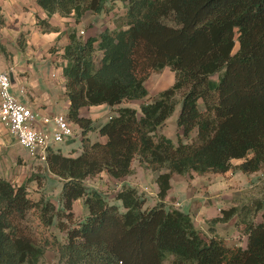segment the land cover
<instances>
[{"label": "trees", "instance_id": "obj_1", "mask_svg": "<svg viewBox=\"0 0 264 264\" xmlns=\"http://www.w3.org/2000/svg\"><path fill=\"white\" fill-rule=\"evenodd\" d=\"M36 2L48 17H73L76 24L87 14L110 15L120 2L124 12L96 35L77 27L66 32L67 115L82 130V150L77 156L55 146L47 151L49 172L63 181L59 207L43 194L32 198L28 183L0 176V264H41L48 252L58 264H264V197L223 208L211 221L238 218L245 246L206 238L191 213L166 202L174 174L264 167V0ZM3 23L0 6V29ZM38 24L55 29L48 20ZM165 69L175 82L148 100L149 76ZM125 101L142 102L134 108L122 106ZM179 103L178 129L183 136L196 131L191 142L160 132ZM102 104L117 109L99 126L80 113ZM94 130L105 140L91 142ZM136 158L159 172L154 205L127 183L111 194L87 183L101 173L126 178ZM78 200L86 214L76 211ZM37 210L60 237L33 239L28 221Z\"/></svg>", "mask_w": 264, "mask_h": 264}, {"label": "crops", "instance_id": "obj_2", "mask_svg": "<svg viewBox=\"0 0 264 264\" xmlns=\"http://www.w3.org/2000/svg\"><path fill=\"white\" fill-rule=\"evenodd\" d=\"M0 6L4 21L0 29V41L5 48V50H0V68L13 72L16 86L12 88V92L17 95L20 100L26 101L34 111H39L43 115L53 116L57 113L67 114L69 101L66 95V79L62 73L63 58L61 57L63 47L68 43V35L66 32L70 27H77L80 33L84 31V36L96 35L105 26H110L109 22H107L108 20L105 19V17L109 18L110 16H107L105 12H103L105 17L103 13L96 15L87 14L80 24H76L73 17H62L58 14L48 17L47 13L37 4L36 0H0ZM39 19L48 20L55 29L44 32L43 26L38 24ZM101 19L105 20L100 23L99 21ZM59 36L57 49H51ZM22 87H25L26 96L20 93ZM93 107L94 106L81 108V115L92 118L90 112H92L91 109ZM110 108L115 110L117 106H110ZM113 115L114 113L111 111L108 119ZM108 119L102 123L107 122ZM99 125L100 124L96 123V126ZM96 132L98 138L94 141L105 140L103 137L101 138L99 136L97 130ZM86 143L89 142L87 141ZM55 148H59L62 151V147H59V144L55 145ZM81 150L82 148H80V152ZM40 161L39 159L30 157L28 152L10 135L8 129L3 124H0V176L12 182H20L19 184H21L24 182L23 176L29 173L34 165L38 164ZM43 163L46 165L45 162ZM133 169V173L122 180H116L105 173H101L100 175L88 179V181L91 180L93 184L92 187L111 194L115 192V189L109 190L108 186L110 184L115 183L117 185L116 191L126 183L131 186H136L134 183V176L137 175L142 182V186L148 185L146 182L152 179L155 193H158L156 178L159 172L146 170L140 165H137V167L133 165ZM230 171L215 174H226V176H229V173L232 174L234 172H232V170ZM209 174L211 173L203 175L208 176ZM176 175L177 174H174L172 176V187L166 198V202L169 203V198L173 196L180 199L181 201L178 200V202H182V204L183 195L186 196V200L194 199L198 194V190L192 185H189L184 191L179 189V193L181 192L182 194H174V185L187 181L186 178L180 177L182 175H177L179 178H177ZM196 176L200 175L195 174V177ZM217 176L219 177L222 175ZM92 179L96 181H100L101 179V182L103 181L105 186H98L99 183L94 184ZM193 181L194 178L192 179V182ZM213 184L214 181L211 180L209 184L204 183L203 187L208 188ZM154 195L157 202V194ZM206 200H209L208 204H206ZM234 200L235 199L231 200L232 203L230 206L237 205ZM77 207H79L80 211L77 210ZM75 209L79 214H86L82 202L79 200L75 202ZM220 210L216 207L213 197H208L206 195V198L201 202L194 201L191 214L193 216V213H199L202 217L209 220L210 218L213 219L220 215V213L218 214Z\"/></svg>", "mask_w": 264, "mask_h": 264}, {"label": "rangeland", "instance_id": "obj_3", "mask_svg": "<svg viewBox=\"0 0 264 264\" xmlns=\"http://www.w3.org/2000/svg\"><path fill=\"white\" fill-rule=\"evenodd\" d=\"M118 5L120 6L118 10L112 11L110 15H107L110 16L109 18H106L103 13V16L106 20H108L107 22H109L111 26L113 23L115 24L114 17L122 15L124 12V9L121 8L123 7V4L120 2L118 3ZM105 19H101L99 22L101 23ZM42 28L44 32L47 30V28L44 26ZM58 41L59 39L52 45L51 49H57ZM175 78V73L171 69H165L163 72L159 73H152L146 82V86L150 91L148 100H153L158 96L161 91L170 87L175 82ZM213 78L218 79V76H214ZM141 102L142 101H125L122 106L139 108ZM201 107H203V105ZM180 109L181 103L176 106L174 113L168 118L166 124L163 126V128H161L160 132L170 138H173L175 141L182 138L184 142H191L193 137L196 135V131H193L191 134H189V136H183V132H181V130L179 131L177 125V118L180 113ZM91 111L92 112H90V115L97 124H101L103 121H106L111 111L114 114L116 113V110L111 109L110 106L107 104L94 106ZM72 126L75 131L74 138L59 143V147H62V153L66 156H77L80 153V148H82V130L80 126L75 123H73ZM97 138V132L92 131L90 133V140L94 141ZM234 163H236V161H234ZM133 165L134 167L140 165L139 160L137 158L134 160ZM233 171L232 174H230V171V173L228 174L229 176H226V174L223 175L215 173H211L208 176L200 175L196 177V173H191L184 176L179 175L180 177L186 178L187 181L185 183L174 185V194H182L181 192L179 193V189L184 191L189 185H192L198 190V194L194 197V199L186 200V196L183 195V204L181 210L191 213V208L194 201L201 202L204 198H206V195L208 197H213V199L215 200V205L219 208V210L223 209L222 207H229L232 203V199H235V203L240 206L245 203L250 204L253 200L264 197V167L260 171L253 173H245L238 169ZM217 175L222 176H219V178ZM176 177L179 178L177 175ZM23 178V181L25 183H28V186L31 191L30 195L32 198L38 199L42 197L41 195L43 194L45 198H51L59 207L60 196L63 190V181H61L58 177L52 175L49 172L47 165L40 161L38 164H35L31 171L25 176H23ZM193 178L194 181L192 182ZM92 180L94 181V184L99 183L98 186H105L103 184V181L101 182V179L100 181H96L95 179ZM211 180L214 181V184L212 186L208 188L203 187L204 183L209 184ZM13 183L19 185L20 182L15 181ZM87 183L93 186L91 180H89ZM134 183L138 191L142 195L146 196V204L149 206L154 205L156 203V198L154 194H157V192L155 193V189L152 184V179H149V181L146 182L148 185L142 186V182L139 179V176L136 175L134 176ZM116 187L117 185L113 183L108 186V189L114 190L116 189ZM178 200L180 199H178L176 196H173L169 198L168 202L171 205H175ZM208 201L209 200L205 201L206 204H208ZM118 205L120 209L123 210V206L120 201H118ZM77 210L80 211L79 207H77ZM85 211L87 212V208H85ZM219 213L220 212L218 211V214ZM40 217V212L37 210L30 215L28 221V231L30 232L33 239L39 241L42 239V237L53 238V234L55 233L58 237H60V232L58 230L52 231V229H46L45 226L42 224L43 222ZM193 218L195 219L197 227L201 230V232L206 238L218 236L224 238L226 243L230 246L246 245L247 236L244 233L243 226L237 223L238 218L235 217L227 223H220L218 225L211 222L212 218L207 220L205 217H202L199 213H193ZM259 219L261 221H264L263 211L260 212ZM41 264H58L56 254L54 252H48L45 255L44 262H41Z\"/></svg>", "mask_w": 264, "mask_h": 264}, {"label": "built area", "instance_id": "obj_4", "mask_svg": "<svg viewBox=\"0 0 264 264\" xmlns=\"http://www.w3.org/2000/svg\"><path fill=\"white\" fill-rule=\"evenodd\" d=\"M12 88L10 71L0 68V124L30 157L45 162L50 147L74 138V122L64 113L47 116L34 111L12 92ZM20 93L26 96L25 87ZM175 206L182 208V203L177 202Z\"/></svg>", "mask_w": 264, "mask_h": 264}, {"label": "water", "instance_id": "obj_5", "mask_svg": "<svg viewBox=\"0 0 264 264\" xmlns=\"http://www.w3.org/2000/svg\"><path fill=\"white\" fill-rule=\"evenodd\" d=\"M10 79H11V82H12V86L13 87L16 86V81H15L13 72H10Z\"/></svg>", "mask_w": 264, "mask_h": 264}, {"label": "clouds", "instance_id": "obj_6", "mask_svg": "<svg viewBox=\"0 0 264 264\" xmlns=\"http://www.w3.org/2000/svg\"><path fill=\"white\" fill-rule=\"evenodd\" d=\"M175 206V205H174Z\"/></svg>", "mask_w": 264, "mask_h": 264}]
</instances>
